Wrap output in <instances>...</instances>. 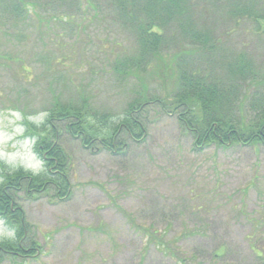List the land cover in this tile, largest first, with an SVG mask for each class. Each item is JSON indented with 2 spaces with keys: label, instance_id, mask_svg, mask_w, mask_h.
Listing matches in <instances>:
<instances>
[{
  "label": "rangeland",
  "instance_id": "rangeland-1",
  "mask_svg": "<svg viewBox=\"0 0 264 264\" xmlns=\"http://www.w3.org/2000/svg\"><path fill=\"white\" fill-rule=\"evenodd\" d=\"M115 1L0 0V181L18 169L45 171L25 124L46 123L55 100L84 105L91 127L110 135L133 100L172 93L157 60L133 66L135 22L120 19ZM189 4L191 25L211 41L199 43L189 66L214 71L244 55L258 73L248 92L264 97V0ZM163 31L166 65L198 44L175 24ZM250 102L247 119L255 115ZM164 112L151 104L139 114V141L120 130L118 154L98 143L85 148L68 122H50L66 158L68 196L60 197L61 183L28 195L21 183L13 200L25 225L18 245L37 246L0 250V264H264V146L198 150ZM5 242L17 239L0 220Z\"/></svg>",
  "mask_w": 264,
  "mask_h": 264
},
{
  "label": "trees",
  "instance_id": "trees-1",
  "mask_svg": "<svg viewBox=\"0 0 264 264\" xmlns=\"http://www.w3.org/2000/svg\"><path fill=\"white\" fill-rule=\"evenodd\" d=\"M129 1L116 0L115 3L119 8L117 11L120 19L135 22L130 25L140 50L136 59L132 60L133 66L137 64L139 69H145L146 66L152 65V61L157 60L156 68L163 66L164 80L174 86L172 93H167L163 98L152 96L148 99L141 96L133 100L124 111L120 125L115 127L110 135L91 127L87 108L84 105L78 109L74 105H62L56 100L47 111L46 123L40 127L30 123L25 124L27 136L35 137L33 150L43 163L45 171L33 174L18 169L1 175L0 220L14 232L17 243H2L0 250L22 254L24 251L30 253L31 245L37 246L33 241L29 246L18 245V242L24 238L25 225L21 212L13 205V200L22 188L21 183L26 181L24 189L27 195L42 191L47 183L55 185L61 183L63 192L60 197L68 196L66 158L62 149L56 144L54 125L51 126L50 122H68L67 130L70 135L79 138L85 148L98 143L100 151L118 154L120 148L116 137L119 131L136 140L140 139L144 134V126L141 122L144 118L139 114L145 112L152 104L165 111L164 114L175 116L183 130L193 136L194 145L198 150L210 145L264 146V97L258 90L253 93L248 92V88L258 77L252 62L244 55H236L221 63L214 71L211 69L216 68L205 70L196 66L193 68L189 66L188 57L197 55L196 48L200 44L207 47L211 41L191 25L193 23L190 21L189 0ZM136 1L138 6L143 3V7L138 9L140 13L135 9L128 11L126 5L130 3L131 7H135ZM174 24L183 35L191 36V40L198 44H190L189 50L180 48L166 65L160 53L163 28ZM250 99L252 104L250 102L249 110L255 115L247 119L245 117L247 111L243 110V103ZM53 168H55L54 173L50 172ZM3 260L0 258V262Z\"/></svg>",
  "mask_w": 264,
  "mask_h": 264
}]
</instances>
